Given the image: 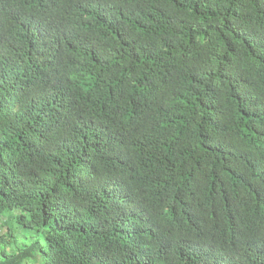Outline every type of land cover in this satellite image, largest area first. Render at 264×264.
Returning <instances> with one entry per match:
<instances>
[{"label":"trees","instance_id":"16d2710c","mask_svg":"<svg viewBox=\"0 0 264 264\" xmlns=\"http://www.w3.org/2000/svg\"><path fill=\"white\" fill-rule=\"evenodd\" d=\"M0 264H264V0H0Z\"/></svg>","mask_w":264,"mask_h":264},{"label":"rangeland","instance_id":"374dc122","mask_svg":"<svg viewBox=\"0 0 264 264\" xmlns=\"http://www.w3.org/2000/svg\"><path fill=\"white\" fill-rule=\"evenodd\" d=\"M6 231H7V228L4 227V228H2V229L0 230V233L3 234V233H6Z\"/></svg>","mask_w":264,"mask_h":264}]
</instances>
